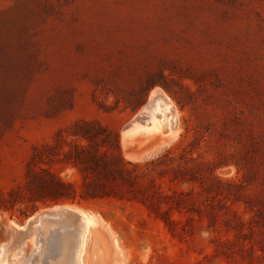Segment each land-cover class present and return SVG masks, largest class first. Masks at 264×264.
<instances>
[{
    "label": "rangeland",
    "instance_id": "1",
    "mask_svg": "<svg viewBox=\"0 0 264 264\" xmlns=\"http://www.w3.org/2000/svg\"><path fill=\"white\" fill-rule=\"evenodd\" d=\"M60 207L79 264H264V0H0V264H65Z\"/></svg>",
    "mask_w": 264,
    "mask_h": 264
},
{
    "label": "bare ground",
    "instance_id": "2",
    "mask_svg": "<svg viewBox=\"0 0 264 264\" xmlns=\"http://www.w3.org/2000/svg\"><path fill=\"white\" fill-rule=\"evenodd\" d=\"M158 101H157L155 110H158L159 108L161 109V112H160L161 117L159 120V124L161 126H163L166 123V122H164L165 117L167 116V114H169L168 112H171V104L169 102V99L162 96V95L159 96ZM149 109L150 108H147L146 114H143V116H142L143 117L142 120H144L143 122H141V120L139 121L138 119L135 120V122H132L133 124H131V126H129L131 129L130 130L127 129L125 131L124 138H126L127 135L130 133L135 134V132L146 130V128L150 124V122H149L151 119L150 115L153 114V112L148 111ZM167 124H168V121H167ZM126 145H127V142L125 141V146ZM128 147H129V145H128ZM58 208L59 207H56L54 209L58 210ZM60 210L61 211H54V213H52V215H45L44 217H41V219L39 220V223L41 226H44L43 224H45V222H51L50 219L52 217L58 216L59 214H61L60 216H64L68 220V222H71L75 226V229H77V233H78L77 246H76V243L70 239V237L75 234V230H74V233L72 235L64 236V238L62 239L61 242H59L58 244L52 245L51 248L53 250L54 256H56L58 254L59 258H60V256L64 257L66 254V256H65L66 260L64 259L65 264H70L72 261H74L75 264L76 263L79 264L78 259H79V255L81 252V245H82L83 235L85 233L86 226L91 224V223H94V220L92 218L88 217L86 214H84L78 210L72 209V208L60 207ZM55 226L56 225H51L50 227H48L46 224V226H44L45 230H43V231H46V230L48 231L49 228H53ZM75 236L76 235H74V237ZM60 244L61 245L63 244V249L58 248V246ZM75 247H77V248H75ZM56 248L59 250L58 252H60V253H56ZM76 249H78V250L76 251ZM59 258L56 261L57 263L59 261Z\"/></svg>",
    "mask_w": 264,
    "mask_h": 264
},
{
    "label": "trees",
    "instance_id": "3",
    "mask_svg": "<svg viewBox=\"0 0 264 264\" xmlns=\"http://www.w3.org/2000/svg\"><path fill=\"white\" fill-rule=\"evenodd\" d=\"M90 126V125H89ZM98 131L100 132H103L104 134H111L110 131L108 129H105V128H99L97 129ZM77 137V139L79 140L80 138L81 139H84V140H87V141H93V135L91 134H76L75 135ZM116 147L119 148V143L116 142ZM85 148V146H78L77 147V161H80L81 162V156H80V152L81 150H83ZM45 188L47 189L51 200L52 202H58V200L60 199H71L72 198V193L73 191L70 190V187H68L67 185L63 184L62 182H59V181H53L50 185L47 184L45 186ZM92 197V196H91ZM96 197V196H95ZM94 197V198H95Z\"/></svg>",
    "mask_w": 264,
    "mask_h": 264
},
{
    "label": "water",
    "instance_id": "4",
    "mask_svg": "<svg viewBox=\"0 0 264 264\" xmlns=\"http://www.w3.org/2000/svg\"><path fill=\"white\" fill-rule=\"evenodd\" d=\"M47 215H52V214H47Z\"/></svg>",
    "mask_w": 264,
    "mask_h": 264
}]
</instances>
